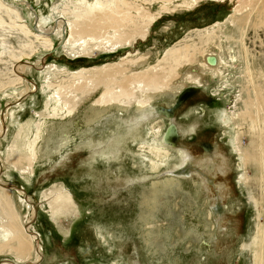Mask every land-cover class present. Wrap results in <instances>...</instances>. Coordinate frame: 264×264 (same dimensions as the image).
<instances>
[{
	"label": "rangeland",
	"instance_id": "rangeland-1",
	"mask_svg": "<svg viewBox=\"0 0 264 264\" xmlns=\"http://www.w3.org/2000/svg\"><path fill=\"white\" fill-rule=\"evenodd\" d=\"M76 2L0 0V159L5 162L12 155L25 153L34 156L32 171L22 173L7 163L0 182L27 190V202L26 194L12 188L10 193L21 221L26 220L25 216L32 220L34 209L30 202L36 201L38 211L32 226L42 247L41 255L37 256L33 249L30 258L16 264H254L253 241L259 229L264 232V187L255 179L259 163L250 161L244 166L234 142L235 136L241 134V145L246 148L250 133L258 130L253 120L246 119L244 123L233 113L236 96L249 84L245 46L252 67L256 64L255 83H264V27H249L242 43L239 31L227 20L235 13L238 0H202L192 8L182 7L157 17L148 37L135 46L115 51L88 49L80 43L65 44L68 33L61 36L55 30L58 10L73 8ZM161 5L156 0L150 7L157 12ZM214 26L218 37L208 52L217 51L228 66L222 65L216 77L199 73L204 85L197 86L196 93L188 97L174 117L181 129L194 125L196 130L180 137L178 147L162 148L154 136L159 129L164 132L170 122L163 116H152L141 122L144 139L128 140V151L118 159L108 164L101 159L93 161L91 148L80 142L78 133L84 131V137L96 141L107 139L110 129L116 130L118 125L122 131L127 129L137 107L102 109L103 113L90 117L91 104L100 95L97 93L72 114L51 98L57 89L46 83V77L58 83L82 68L91 70L118 62L131 51L150 53V63L155 64L173 46L206 48L200 36ZM29 29L47 34L52 44ZM20 65L25 66L21 67V75L16 70ZM155 101V105L169 107L164 96ZM239 107H243L242 102ZM261 115L262 122L256 126L264 135V113ZM61 127L73 129L78 145L72 144L50 159L43 158L48 135ZM206 145L210 148L205 150ZM178 148H187L198 160L207 150L210 155L222 154L227 170L222 174L213 163L206 166L195 162L188 173L170 176L167 172L175 167ZM157 150L162 153L156 155L153 151ZM23 163L28 166L26 161ZM246 176L250 178L247 184ZM174 178L180 180L176 183L179 187L175 185L170 191L167 180ZM200 181L208 182L210 192L198 188ZM218 184H223V189ZM56 186L69 191L73 205L54 218L49 196L47 200L43 193ZM218 188L224 196L220 198L222 203L216 201ZM219 205L223 212H219ZM7 259L17 261L11 253L1 254L0 264L10 263Z\"/></svg>",
	"mask_w": 264,
	"mask_h": 264
},
{
	"label": "bare ground",
	"instance_id": "bare-ground-1",
	"mask_svg": "<svg viewBox=\"0 0 264 264\" xmlns=\"http://www.w3.org/2000/svg\"><path fill=\"white\" fill-rule=\"evenodd\" d=\"M154 1L156 2V0H77L76 3L72 4H75L73 8L67 6L64 8L65 10H58L60 16L55 19V23L58 25V28L55 30L58 34L60 33L61 36L65 31L68 33V36L64 38L65 44L74 45L80 43L81 46H86L88 49L96 47L100 50L115 51L120 48L135 46L139 40L144 41L150 34V28L153 22H155L157 17L162 16L163 13L168 11L173 12L175 9L182 7H187L188 9L192 8L197 2L199 3V1L202 0H180L181 3H173L175 0H158V2L162 4L158 9L159 12L158 10L157 12L151 10L150 4ZM79 8L84 9L79 10ZM234 9H236L235 13L231 14L227 20L239 31L238 38H240L243 43L245 39L244 35L249 27L255 29L264 27V0H238V5ZM65 25H68V27L65 28ZM30 32L34 33L38 38L42 37L48 42L51 41L52 44L51 37H48L47 34H43L42 31L37 33L30 30ZM217 37V30H215L214 26L211 32L209 31L207 34L200 36L202 41L201 45L204 44L203 46H205L207 44L206 48L198 46L191 47L189 44L173 46L169 48L166 55L162 59L157 60L155 64L150 63L152 56L150 53L141 54L138 51L136 53L131 51L128 56L121 58L120 61L114 62L113 64L95 66V68L91 70L82 68L77 74L69 76L67 79H61L58 83L51 82V80L49 81L48 77H46V83L57 89L53 95H51V98L72 114L76 112L82 104L92 100L97 93H100V95L96 97L93 102L91 101L90 117H96L100 112L103 113L104 111L102 112V109L137 107V112L129 120L130 125L127 129L122 131L118 129L120 128L118 125L116 130L110 129L111 136L107 139L99 138L96 141L84 137L86 135V133H83L84 131L80 130L81 132L78 133L80 135V142L91 148L92 160L101 159L108 164L111 160L118 159L124 151H128V148H126L128 140L134 141L139 138L144 139V135L142 134L143 131L140 132L142 126L141 122L143 120H149L152 116L160 115L167 118L170 123H173L177 129L178 139L183 137V135H190V133L196 130L194 125L181 129L174 121L177 110L186 104L185 102L189 98H186L180 106L175 108L173 115H166L163 113V108H169L174 105L179 93L183 91L184 88H187L186 86L195 87L204 85V78L199 73L206 76L207 74L213 77L220 76L222 65H227L228 63L224 61V58L219 55L217 51L213 53L208 52V49L214 45V40ZM43 44L45 45V43ZM195 44L197 45V43ZM221 49H223V47H220V50ZM243 51L244 58H246L245 70L249 84L244 86L241 93L236 96L237 104L233 116L236 117V119L243 120V122L246 121V119H250L249 121L253 120L252 122H254V124L259 125L261 121L260 115L264 113V83L262 85L257 84L258 82L255 83L256 76L254 74L255 71H253V68L256 67V64H254L255 61L253 62L255 67H252L250 53L246 49V46ZM43 65L44 64H42V68L44 67ZM23 66L20 65V67L16 69L19 75L22 74L23 69L21 67ZM25 66L28 68V65ZM29 66L32 67L33 65L30 64ZM160 96H164L168 99L169 107L153 104ZM239 101L242 102L243 107H239ZM8 113L7 111L5 117H7ZM3 116L4 113H2V118ZM261 117L263 116L261 115ZM256 125L255 127L258 131L255 130L257 132L252 131L253 133H250L249 145L243 148L241 145V134H238L235 136L234 148L240 154L244 166L248 162L250 163V161L259 163L257 167H259L260 172L255 179L258 180L261 187H264V135ZM253 129L254 128H252V130ZM161 132L159 129L154 138L162 148L168 146L178 147L176 146L178 139L176 142L166 141L163 137L164 132ZM148 133L150 132L148 131ZM76 135L73 129L68 130L65 127H61L59 131L57 129L54 130L46 139L45 143L47 147L43 154V158L50 159L52 155H60L72 144L78 145ZM177 150L178 153L174 157L176 159L175 167L167 172L170 176L188 173L191 167H193L191 165L195 164V162H201L200 164L206 166L209 165V163H213L215 169L222 174L227 170V160L222 154H219V156H215L214 154L210 155L207 150V153L198 160L195 158L192 151H189L187 148H178ZM153 152H156V155L162 153L161 150ZM25 154L23 156L19 154H15V156L12 155V157L10 156V158L5 159V162L1 158L0 175L3 174V168L5 165L7 166V163L15 168H19L21 171L23 170L22 173H24V170L32 171L34 161V156L32 157L33 153L32 155ZM219 158H222L220 163L218 162ZM23 161H26L28 166H25ZM155 168L159 167L154 166V169ZM151 169L153 170V166ZM188 178L190 177L188 176ZM249 180L250 178L246 176L245 183L247 184ZM167 183H169L170 191H172L176 183H180V180L176 178L173 180L168 179ZM207 183L208 182L200 181V186L198 188L210 192V187L208 188ZM222 185L223 184H218L217 187L223 189ZM0 187V219L3 220V223L0 224V255L7 253L13 254L17 258L16 262L11 259L5 260L10 261L12 264L30 258L33 249L36 254L38 253L37 256L41 255L42 247L40 237H38V233L34 232L32 226L38 211L36 201L31 199L30 205L33 207L34 213L31 218L32 220H29L28 217L25 216V223L23 219L21 221L10 193L12 189H16L19 193L26 194L25 200L27 202V200L30 199L28 198L27 190L17 185L11 186L7 182H5V184L0 182ZM153 188L154 186L152 189ZM221 188H218L220 194L218 193L216 197V201L219 202H221L220 198L224 197L221 193ZM154 190L156 191V188H154ZM48 191L49 193L44 191L43 197H47L48 200L49 196L48 201L52 217L55 218L73 205L71 204L73 201L69 191L63 186H56ZM143 203L146 204L145 202ZM218 208L219 212L224 211L220 205ZM257 232L253 241L255 246L253 247L254 264H264V232L260 229ZM10 263L8 262L7 264ZM32 264H34V262H32Z\"/></svg>",
	"mask_w": 264,
	"mask_h": 264
},
{
	"label": "water",
	"instance_id": "water-1",
	"mask_svg": "<svg viewBox=\"0 0 264 264\" xmlns=\"http://www.w3.org/2000/svg\"><path fill=\"white\" fill-rule=\"evenodd\" d=\"M28 2H25V4ZM29 5H31L29 3ZM198 90V87H187L185 88L183 91H181L177 97V101L174 105H172L169 108H163V113H165L166 115H173L174 110L177 106H180L181 103H183L185 101L186 98L190 97L192 94H194L196 91ZM11 102L7 105L10 106ZM3 121V119H2ZM163 137L165 138L166 141L169 142H176V140L178 139V133H177V129L175 127V125L173 123H169L168 126L166 127L164 133H163ZM205 149H209L210 146L206 145L204 146ZM1 171V170H0ZM9 185L14 186V183H9Z\"/></svg>",
	"mask_w": 264,
	"mask_h": 264
}]
</instances>
